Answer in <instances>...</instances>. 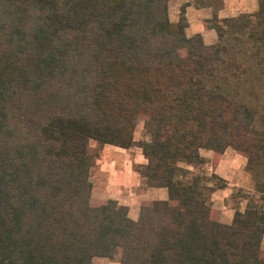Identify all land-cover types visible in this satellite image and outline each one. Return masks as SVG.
Segmentation results:
<instances>
[{"label":"trees","instance_id":"1","mask_svg":"<svg viewBox=\"0 0 264 264\" xmlns=\"http://www.w3.org/2000/svg\"><path fill=\"white\" fill-rule=\"evenodd\" d=\"M169 1L0 0V264H264L263 205L218 221L196 169L231 146L264 192V0L206 21L210 45ZM138 119L142 176L168 199L134 220L93 200L89 144L130 148Z\"/></svg>","mask_w":264,"mask_h":264},{"label":"crops","instance_id":"2","mask_svg":"<svg viewBox=\"0 0 264 264\" xmlns=\"http://www.w3.org/2000/svg\"><path fill=\"white\" fill-rule=\"evenodd\" d=\"M250 6V8L248 7ZM257 7L256 0H170L169 18L177 22L182 10L188 21L185 31L188 36L200 34L205 44L210 45L218 40L214 28L207 26L214 15L218 18L233 17L238 15L239 9L243 12H253ZM146 139V138H145ZM135 145V139L134 144ZM132 145V146H133ZM130 148L105 144L103 148L104 163L98 168L101 183L97 193L101 200L114 199L120 204L128 207L129 216L136 220L139 217L140 206L144 202L152 200L168 199V191L164 187H151L145 182L142 176V168L147 163L140 145ZM109 155H106L107 153ZM105 155V156H104ZM112 155V156H111ZM200 155L205 160L202 164L203 171L210 178L211 185L215 187L211 196L212 208L217 210V220L229 224L234 216L235 210H244L250 198L243 205H231L229 200L233 190L247 187L240 181L249 180L250 174L246 171V157L228 146L218 156L209 149H201ZM106 156H109L105 158ZM101 162V160H99ZM194 169L193 166H189ZM220 182V186H217ZM93 188V187H92ZM93 264H120L117 259L95 256Z\"/></svg>","mask_w":264,"mask_h":264},{"label":"rangeland","instance_id":"3","mask_svg":"<svg viewBox=\"0 0 264 264\" xmlns=\"http://www.w3.org/2000/svg\"><path fill=\"white\" fill-rule=\"evenodd\" d=\"M257 1V0H256ZM258 5V2H257ZM250 8V6H248ZM257 9V7H256ZM255 9V10H256ZM254 10V11H255ZM248 13V12H243L242 9H239V13ZM250 13V12H249ZM227 30V29H226ZM229 43L233 44L234 50H243L246 51V55L249 56L250 54L253 53L254 49H251V43L248 42V38H247V33H242L240 31H236L235 33H233L230 37H229ZM245 55V54H242ZM248 86L250 85L249 83H246ZM247 92V97H251L250 96V92L251 90L248 89L246 90ZM263 93H264V89H263ZM262 105H264V96H263V100L261 101ZM263 113H264V107H263ZM146 138L145 132H144V123L142 119H138L137 125L135 127L134 130V139H135V145H133L132 147L135 148V146L140 145L142 141H144ZM90 151L93 153L94 157H95V163L93 164L92 168H91V172H90V178L93 184V188H92V198L93 200H95V202L97 201H101V199L97 196L98 192H99V188H100V184L101 180L99 179V174H98V168L101 166V164L104 163L103 158V148L105 144H101L98 143L96 141H90ZM106 155L110 156V153L108 152ZM105 156V155H104ZM106 156L105 158L109 157ZM112 156V155H111ZM101 160V162L99 161ZM202 165H197L196 169L199 171H203L204 168H202ZM250 174V173H249ZM242 182L243 185H246L247 187L244 188H237L235 190H233L232 195L230 196V204L231 205H238V203L240 201H242L243 205H245L246 201L243 200L244 198L248 199L251 198L255 201H257L258 203L263 205L264 208V192L260 193L258 191H256L255 187V182L253 177L250 175L249 180L246 179H241L240 180ZM217 184L219 185L220 182H217ZM214 214H217V210L214 209ZM217 216V215H216ZM262 250L264 252V233H263V238H262Z\"/></svg>","mask_w":264,"mask_h":264}]
</instances>
